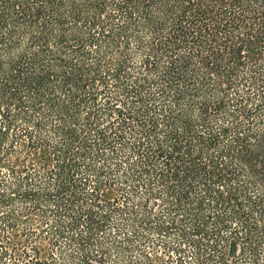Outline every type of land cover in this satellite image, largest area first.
Instances as JSON below:
<instances>
[{
  "label": "trees",
  "instance_id": "1",
  "mask_svg": "<svg viewBox=\"0 0 264 264\" xmlns=\"http://www.w3.org/2000/svg\"><path fill=\"white\" fill-rule=\"evenodd\" d=\"M0 264H264V0H0Z\"/></svg>",
  "mask_w": 264,
  "mask_h": 264
}]
</instances>
